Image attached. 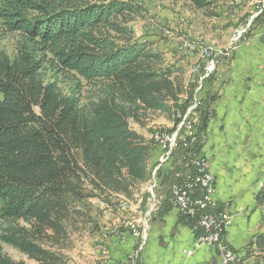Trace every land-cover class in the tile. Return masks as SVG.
I'll use <instances>...</instances> for the list:
<instances>
[{
    "label": "trees",
    "instance_id": "16d2710c",
    "mask_svg": "<svg viewBox=\"0 0 264 264\" xmlns=\"http://www.w3.org/2000/svg\"><path fill=\"white\" fill-rule=\"evenodd\" d=\"M188 1L215 16L214 0ZM143 12L134 0H0V264H29L5 247L33 264H73L76 240L100 230L95 201H133L152 180L157 143L131 122L145 128L161 114L174 127L158 132L175 133L198 83H187L185 68L155 41L136 36ZM261 25L264 12L250 29ZM6 37L15 39L11 53ZM201 103L196 140L182 128L171 153L182 177L196 175L183 168L209 124L210 102ZM253 244L264 262V233Z\"/></svg>",
    "mask_w": 264,
    "mask_h": 264
},
{
    "label": "crops",
    "instance_id": "0c3cea01",
    "mask_svg": "<svg viewBox=\"0 0 264 264\" xmlns=\"http://www.w3.org/2000/svg\"><path fill=\"white\" fill-rule=\"evenodd\" d=\"M218 62L202 92L210 102L211 117L198 137L199 155L216 178L220 210L231 216L226 242L241 258L240 264H264L253 244L264 233V198L257 194L264 164V29L238 43L231 65L224 57ZM163 155V148L156 146L152 164H160L162 181L175 165L174 158L161 163ZM156 200L158 209L148 217L146 240L137 242L129 231L124 239L112 234L107 242L109 264L125 260L135 247L141 249L139 264H221L218 253L208 247L187 256L196 240L193 225L165 204L163 191ZM135 207L140 218L146 217L142 207Z\"/></svg>",
    "mask_w": 264,
    "mask_h": 264
},
{
    "label": "rangeland",
    "instance_id": "374dc122",
    "mask_svg": "<svg viewBox=\"0 0 264 264\" xmlns=\"http://www.w3.org/2000/svg\"><path fill=\"white\" fill-rule=\"evenodd\" d=\"M134 1L138 2L144 11L142 18L138 19L133 25L136 36L139 39L143 37L155 39L157 48L164 53V56L169 62H177L185 68V79L187 83H193V81L197 80L198 86L193 99L194 102L195 99H200V102L206 101L202 96V92L207 83L206 81H210L213 75L206 77L204 70L206 59L204 56L202 58L200 57V50L195 52H179L182 38L184 37V41L187 39L194 40L203 38V40L206 41L205 44L217 50L218 61L221 57H224L226 58V64H230L233 62L238 43L248 40L252 35L254 36L256 32L264 29V25L250 29L253 20L264 12V0H214L216 5L213 9L215 16L211 18L205 16L202 11H198L192 7L188 0ZM166 32L172 35L168 36ZM186 35H191L192 38H186ZM14 43V37H6L2 44L7 51L11 53ZM194 69L199 70L195 73ZM215 71L216 68L214 69V72ZM204 77L210 78L201 86L200 84L203 83V81L201 82V78ZM59 81L62 91L66 94L70 93L72 86L71 82L63 77H60ZM83 85L85 86V84ZM85 92L86 88H83V95ZM179 116L181 117V114H179ZM150 118L151 121L145 128L133 122H131V126L149 140L153 139L154 134H162L158 131L170 132L173 130L174 119H168L161 114L151 115ZM155 130H157V132L154 133ZM177 130L180 131L179 128ZM193 140L195 141L196 138ZM157 146L163 148L161 145L157 144ZM190 167L192 168L188 161V163L184 165L183 173L187 171L188 168L190 169ZM158 169L159 166L156 168V171ZM156 171H154L153 178L149 182V185L146 183L140 187V192H145L142 193L143 195H141L140 192L137 193L135 200L131 201L133 204L129 203L130 208L124 209L120 206L121 199L122 201L127 200L123 197L114 196L109 202L95 201V206L98 208L97 217L100 230L93 235H85L76 240L75 247L70 253L73 264H109L111 259L109 258L110 251L108 250L109 247L107 242L111 238V235L117 231H129V223L138 225L141 220H145L146 223H148V217L158 209L156 198L160 193L163 191L164 196L166 195L167 197L170 192L172 194V186L177 181L187 178L182 177V172H179V174L176 173L174 166L172 170L165 175V177L163 175V177L165 179L176 173L175 178L164 180V182L161 183V178H156ZM155 182L157 186L154 189H156L158 194H156L154 190L152 193L149 192L150 188L153 189L152 185L154 186ZM168 200L170 203V199ZM101 202H105L106 205L103 206ZM137 205L145 210L144 214H146L147 218H140V216L137 215L138 208L135 207ZM146 207L148 208L146 209ZM170 208L172 209V207ZM105 246H107V250H103ZM4 251L15 260H25L29 264H33V262L29 261L24 255L10 247H5Z\"/></svg>",
    "mask_w": 264,
    "mask_h": 264
},
{
    "label": "built area",
    "instance_id": "2783aa9c",
    "mask_svg": "<svg viewBox=\"0 0 264 264\" xmlns=\"http://www.w3.org/2000/svg\"><path fill=\"white\" fill-rule=\"evenodd\" d=\"M168 36H171L169 32H166ZM186 38H192L191 35H186ZM182 44L179 48V52L184 51L195 52L201 51L200 57L206 59L205 61V74L211 76L214 73V69L218 64L217 56L218 52L213 47L205 44L203 39H194V47H186L184 45V37L182 38ZM199 69H194L197 72ZM201 78V82L208 78ZM200 99H195L193 105L188 112L182 116L183 121L179 126V129L185 128L186 137L193 140L197 132V125L199 123ZM179 130L173 135L169 134H154L153 139L158 145H161L165 153L161 158V162H167L171 153L177 145L179 136ZM190 166L196 171L195 177H187L177 181L172 186V194L170 197L171 207L176 210L181 216L194 219L196 223L193 226V231L196 235V240L193 249L186 251L187 256L193 255L197 250L208 247L215 250L218 253L221 264H240L241 258L232 250V248L226 242V232L231 225V216L219 209V203L216 199V178L210 170V164L208 161L200 155L192 156L189 160ZM157 184L152 185V191L156 188ZM257 194L264 196V165L263 172L260 180L257 183ZM104 206L105 202H101ZM120 206L124 209L130 208V205L120 202ZM130 236L138 241H145L147 236L148 226L145 220H141L138 225L129 223ZM118 237L124 239L125 232H115ZM107 250V246L103 248ZM141 249L139 247L134 248L123 261L116 264H139Z\"/></svg>",
    "mask_w": 264,
    "mask_h": 264
},
{
    "label": "bare ground",
    "instance_id": "6f19581e",
    "mask_svg": "<svg viewBox=\"0 0 264 264\" xmlns=\"http://www.w3.org/2000/svg\"><path fill=\"white\" fill-rule=\"evenodd\" d=\"M203 39V38H202ZM206 42V41H205ZM184 45H186V47H194V40L193 39H187L186 41H184ZM196 73V72H195ZM180 114V113H179ZM121 202H123L124 204H128V205H130L129 203V201H127V200H123L122 201V199L120 200ZM119 201V202H120ZM118 202V203H119Z\"/></svg>",
    "mask_w": 264,
    "mask_h": 264
}]
</instances>
